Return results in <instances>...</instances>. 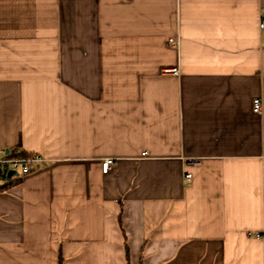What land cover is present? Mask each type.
Masks as SVG:
<instances>
[{
    "label": "crops",
    "instance_id": "1",
    "mask_svg": "<svg viewBox=\"0 0 264 264\" xmlns=\"http://www.w3.org/2000/svg\"><path fill=\"white\" fill-rule=\"evenodd\" d=\"M260 20L264 0H0V149L36 158L0 172V264H264Z\"/></svg>",
    "mask_w": 264,
    "mask_h": 264
},
{
    "label": "built area",
    "instance_id": "2",
    "mask_svg": "<svg viewBox=\"0 0 264 264\" xmlns=\"http://www.w3.org/2000/svg\"><path fill=\"white\" fill-rule=\"evenodd\" d=\"M259 29L264 28V20H260L258 24ZM167 44L171 46H177V41L173 39H168ZM172 73L176 74L177 71L173 70ZM252 112L256 115H260L262 113V101L259 98L252 100ZM9 154L6 153L3 149H0V172L1 171H15L19 174H26L28 172V165L36 160V158L29 157V158H12L8 156ZM112 159H105L101 163V171L102 173H107L110 169V165L112 164ZM184 178L187 182L190 181V174H185ZM263 204V211H264V197L262 199ZM255 238L264 239V236H260L259 234L254 235Z\"/></svg>",
    "mask_w": 264,
    "mask_h": 264
},
{
    "label": "trees",
    "instance_id": "3",
    "mask_svg": "<svg viewBox=\"0 0 264 264\" xmlns=\"http://www.w3.org/2000/svg\"><path fill=\"white\" fill-rule=\"evenodd\" d=\"M9 155V157H12V158H29V157H31L32 155H30V154H26V153H14V152H9L8 153Z\"/></svg>",
    "mask_w": 264,
    "mask_h": 264
},
{
    "label": "water",
    "instance_id": "4",
    "mask_svg": "<svg viewBox=\"0 0 264 264\" xmlns=\"http://www.w3.org/2000/svg\"><path fill=\"white\" fill-rule=\"evenodd\" d=\"M16 175H17V172H15V171H8V172L6 173L5 178H6V180L8 181V180H10L11 176H16Z\"/></svg>",
    "mask_w": 264,
    "mask_h": 264
}]
</instances>
